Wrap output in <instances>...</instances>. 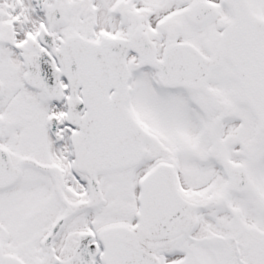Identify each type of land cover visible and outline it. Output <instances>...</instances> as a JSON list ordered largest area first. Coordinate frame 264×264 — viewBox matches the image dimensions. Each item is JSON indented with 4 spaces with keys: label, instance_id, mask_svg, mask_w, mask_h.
<instances>
[{
    "label": "snow or ice",
    "instance_id": "obj_1",
    "mask_svg": "<svg viewBox=\"0 0 264 264\" xmlns=\"http://www.w3.org/2000/svg\"><path fill=\"white\" fill-rule=\"evenodd\" d=\"M0 264H264V0H0Z\"/></svg>",
    "mask_w": 264,
    "mask_h": 264
}]
</instances>
